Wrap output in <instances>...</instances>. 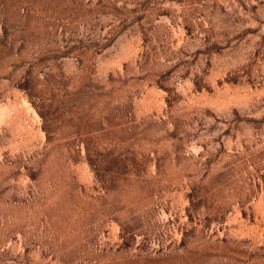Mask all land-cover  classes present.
Listing matches in <instances>:
<instances>
[{
  "label": "rangeland",
  "instance_id": "rangeland-1",
  "mask_svg": "<svg viewBox=\"0 0 264 264\" xmlns=\"http://www.w3.org/2000/svg\"><path fill=\"white\" fill-rule=\"evenodd\" d=\"M0 264H264V0H0Z\"/></svg>",
  "mask_w": 264,
  "mask_h": 264
}]
</instances>
